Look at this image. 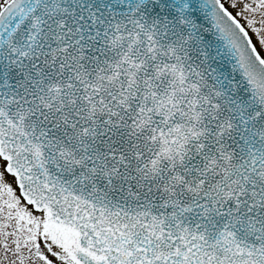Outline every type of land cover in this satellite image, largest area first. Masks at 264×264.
I'll return each mask as SVG.
<instances>
[{"label": "snow or ice", "instance_id": "snow-or-ice-1", "mask_svg": "<svg viewBox=\"0 0 264 264\" xmlns=\"http://www.w3.org/2000/svg\"><path fill=\"white\" fill-rule=\"evenodd\" d=\"M0 264H264V0H0Z\"/></svg>", "mask_w": 264, "mask_h": 264}]
</instances>
